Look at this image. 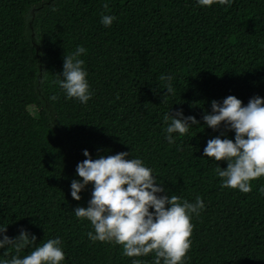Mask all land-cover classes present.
<instances>
[{"label": "trees", "instance_id": "16d2710c", "mask_svg": "<svg viewBox=\"0 0 264 264\" xmlns=\"http://www.w3.org/2000/svg\"><path fill=\"white\" fill-rule=\"evenodd\" d=\"M105 14L115 17L107 27ZM77 45L93 92L85 104L56 83ZM161 74L173 75V93ZM228 95L264 97V0H0V226L36 236L0 249V260L59 237L61 264H154L155 252L128 257L120 244L89 240L90 221L74 215L91 198V182L79 201L70 194L88 149L93 158L128 151L167 194L204 201L184 264H264V175L247 193L221 187L215 169L227 161L203 156L208 139H234L223 122L213 130L201 119ZM177 109L200 123L169 143L163 117Z\"/></svg>", "mask_w": 264, "mask_h": 264}, {"label": "clouds", "instance_id": "9594fccd", "mask_svg": "<svg viewBox=\"0 0 264 264\" xmlns=\"http://www.w3.org/2000/svg\"><path fill=\"white\" fill-rule=\"evenodd\" d=\"M199 6L214 3L230 5L232 0H196ZM108 7L107 4L104 5ZM115 20L113 15L101 16V23L107 27ZM86 48L77 45L75 51L65 54L62 72L56 83L66 98H75L80 103L89 101L93 92L87 79V70L81 54ZM166 82V93H173V75L161 74ZM167 124L164 129L169 143L175 142L173 133L184 135L190 125L199 120L193 115H184L182 109L175 114L167 112L163 117ZM201 119L213 130L224 123L226 129L234 132V139L227 135L214 136L207 140L203 156L227 161L226 167L218 166L215 174L222 178L221 187L236 188L241 192L251 191L250 181L264 175V97L255 95L247 104L235 95H228L211 101V111H206ZM86 157L76 165L70 194L75 200L81 199V191L91 182V198L87 206H76L74 215L90 221L93 230L87 232L89 240L109 241L123 246L128 257L146 256L155 252L154 264H184V258L191 246V215H199L205 207L197 196L195 202L165 192L153 169L128 151L93 158L88 149ZM264 193V186L259 189ZM36 236L21 226L19 234L10 237L6 226H0V249L14 246L17 251L35 244ZM65 253L59 237L50 238L35 246L23 257L12 256L10 260H0V264H61ZM132 264H140L133 260Z\"/></svg>", "mask_w": 264, "mask_h": 264}, {"label": "rangeland", "instance_id": "374dc122", "mask_svg": "<svg viewBox=\"0 0 264 264\" xmlns=\"http://www.w3.org/2000/svg\"><path fill=\"white\" fill-rule=\"evenodd\" d=\"M29 109H30L31 111H34V110H35V108H34L33 106H30Z\"/></svg>", "mask_w": 264, "mask_h": 264}]
</instances>
